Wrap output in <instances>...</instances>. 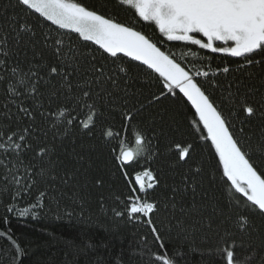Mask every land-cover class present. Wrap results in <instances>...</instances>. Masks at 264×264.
Segmentation results:
<instances>
[{"label":"snow or ice","instance_id":"6c2138e0","mask_svg":"<svg viewBox=\"0 0 264 264\" xmlns=\"http://www.w3.org/2000/svg\"><path fill=\"white\" fill-rule=\"evenodd\" d=\"M99 217L63 264H264V0H0V264Z\"/></svg>","mask_w":264,"mask_h":264},{"label":"trees","instance_id":"16d2710c","mask_svg":"<svg viewBox=\"0 0 264 264\" xmlns=\"http://www.w3.org/2000/svg\"><path fill=\"white\" fill-rule=\"evenodd\" d=\"M183 111L189 117L191 116L192 110L190 107L183 109ZM185 127H187L186 121ZM128 139L131 142V135H129ZM113 143L116 142L113 141ZM118 190H122V188ZM112 227V223L104 217H99L98 223L89 225L87 229H82L75 223L50 219H40L38 221H19L13 219L11 223V229L15 236L19 238L20 243L30 249L29 255L24 258V264H35V261L38 259L47 261L48 264H63V261L67 259L64 255L65 244L81 239L84 231H87L88 235L93 237L97 242L110 240L111 247L109 249L100 248L98 251L106 260L113 259L119 254L122 247L127 249L129 243L133 242L131 233L134 229L131 226H122L119 229L117 235L123 240V244H121L120 239L109 235V229H112ZM51 233L55 234V239L51 237ZM176 244L175 240L165 237V247L169 249V252L172 251ZM38 245L39 247H37ZM133 246H135L134 242ZM153 250L157 251L158 248H154ZM184 251H188L187 245H184ZM186 260L187 264H201V257L197 253H189L186 256Z\"/></svg>","mask_w":264,"mask_h":264},{"label":"flooded vegetation","instance_id":"af4514ba","mask_svg":"<svg viewBox=\"0 0 264 264\" xmlns=\"http://www.w3.org/2000/svg\"><path fill=\"white\" fill-rule=\"evenodd\" d=\"M148 31H152V29H147ZM174 51H178V49H173Z\"/></svg>","mask_w":264,"mask_h":264}]
</instances>
